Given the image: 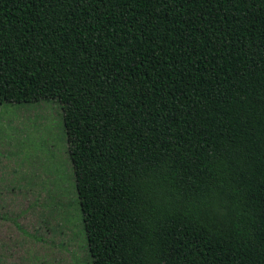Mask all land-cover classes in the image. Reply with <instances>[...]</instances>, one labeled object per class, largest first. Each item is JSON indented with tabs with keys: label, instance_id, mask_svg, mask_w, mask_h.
<instances>
[{
	"label": "trees",
	"instance_id": "16d2710c",
	"mask_svg": "<svg viewBox=\"0 0 264 264\" xmlns=\"http://www.w3.org/2000/svg\"><path fill=\"white\" fill-rule=\"evenodd\" d=\"M48 98L91 264H264V0H0V104Z\"/></svg>",
	"mask_w": 264,
	"mask_h": 264
},
{
	"label": "rangeland",
	"instance_id": "374dc122",
	"mask_svg": "<svg viewBox=\"0 0 264 264\" xmlns=\"http://www.w3.org/2000/svg\"><path fill=\"white\" fill-rule=\"evenodd\" d=\"M0 264H91L52 98L0 104Z\"/></svg>",
	"mask_w": 264,
	"mask_h": 264
}]
</instances>
